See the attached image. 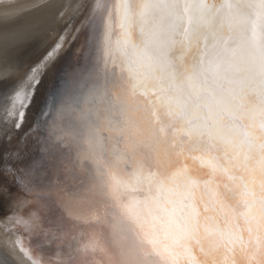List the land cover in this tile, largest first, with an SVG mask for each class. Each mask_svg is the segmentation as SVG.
<instances>
[{"label": "snow or ice", "instance_id": "obj_1", "mask_svg": "<svg viewBox=\"0 0 264 264\" xmlns=\"http://www.w3.org/2000/svg\"><path fill=\"white\" fill-rule=\"evenodd\" d=\"M96 7L43 113L53 207L85 229L51 264H264V0Z\"/></svg>", "mask_w": 264, "mask_h": 264}, {"label": "bare ground", "instance_id": "obj_2", "mask_svg": "<svg viewBox=\"0 0 264 264\" xmlns=\"http://www.w3.org/2000/svg\"><path fill=\"white\" fill-rule=\"evenodd\" d=\"M97 3L0 0V264H51L80 247L85 229L53 207L63 178L43 163L51 130L43 113L90 61Z\"/></svg>", "mask_w": 264, "mask_h": 264}, {"label": "rangeland", "instance_id": "obj_3", "mask_svg": "<svg viewBox=\"0 0 264 264\" xmlns=\"http://www.w3.org/2000/svg\"><path fill=\"white\" fill-rule=\"evenodd\" d=\"M10 184H13L11 181L9 182ZM2 210L0 209V212H1Z\"/></svg>", "mask_w": 264, "mask_h": 264}]
</instances>
